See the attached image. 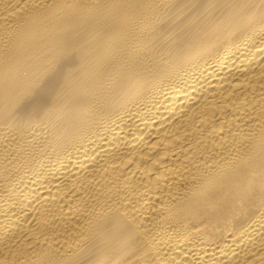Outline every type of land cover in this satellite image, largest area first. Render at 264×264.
Masks as SVG:
<instances>
[{
  "label": "bare ground",
  "instance_id": "1",
  "mask_svg": "<svg viewBox=\"0 0 264 264\" xmlns=\"http://www.w3.org/2000/svg\"><path fill=\"white\" fill-rule=\"evenodd\" d=\"M0 264H264V0H0Z\"/></svg>",
  "mask_w": 264,
  "mask_h": 264
}]
</instances>
